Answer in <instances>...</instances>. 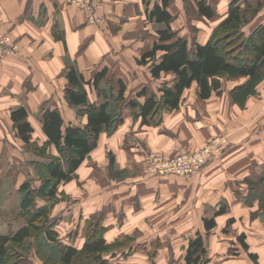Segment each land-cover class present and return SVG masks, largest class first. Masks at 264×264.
<instances>
[{
  "label": "crops",
  "instance_id": "0c3cea01",
  "mask_svg": "<svg viewBox=\"0 0 264 264\" xmlns=\"http://www.w3.org/2000/svg\"><path fill=\"white\" fill-rule=\"evenodd\" d=\"M180 1L172 0L169 8L173 15L170 25L176 33L173 40L186 34L195 35L198 30L207 33L209 26L218 25L228 16L229 5L235 0H212L214 5L219 7L221 14L212 18L203 17L207 20V27L196 24L199 21L195 20L194 16L186 14L184 4ZM245 2V0H237L241 6ZM103 3L104 8L99 13L101 21L95 22L89 20L82 8L65 0H0V32L16 40V49L0 59V176L6 170L16 173V179L20 182V191L24 184L21 179L25 180L31 173L36 175V172L31 171L35 165L33 163H31L32 169L19 166L21 161H26L22 152L27 151L29 144L18 135L12 112L22 106L26 108L28 121L33 127L32 140H37L39 144H43L48 138L42 123V111L45 107L60 110L66 125L85 124L87 117H78V108L69 104L65 94L68 85V67L71 65H74L88 80L93 79L98 72L106 70L100 88L107 87L111 83L117 91L123 82L126 85L127 101L122 108V121L116 133L109 137L106 130L101 132L98 146L78 167L76 176L59 184V192H64L63 185L66 187L77 176L86 175L90 170L88 167L96 168L95 163L108 164V155L111 152L114 154L117 168L126 174L125 178L137 177L136 170L142 168L143 157L138 154L133 142L127 141V136L132 137V133L142 139L147 147L151 145L176 152L183 140L195 147L224 133L226 122H229L230 109L226 107V102L232 110L236 104H233L230 98L227 99L225 94L213 93L210 98H200L197 82L184 90L180 108L166 114L161 125L144 122L140 110L139 118L134 120V111L127 102L134 97L140 102H145L148 97L141 94L145 87L156 85L161 88V83L169 79L165 75L174 77L173 72H163L160 77H154L151 71L153 61L144 64L138 61L146 49L160 41L159 30L166 26L165 23L150 19L148 15V10H151L156 3L161 4L162 0H103ZM185 16H188V22L185 21ZM257 17L261 22L264 21L262 12H258ZM207 34L209 36L204 41L201 39L196 41L201 44L206 43L211 37L210 33ZM193 41L194 39H190V44ZM169 81L172 83L173 79ZM87 89L90 100L103 99L92 86L88 85ZM233 121L240 130L244 129L243 120L239 121L233 117ZM236 139L233 141L235 142ZM29 151L30 155L38 156L31 149ZM49 151L51 154L58 152L54 145L49 146ZM261 154L264 155V138L256 139L250 135L245 141L235 144L232 150L214 163V166L221 165L218 173H208L209 170L206 172L205 170L210 168L208 167L202 173L188 178L189 185L186 191L182 189V183L187 182L186 178L172 176L136 185L135 189L138 193L126 191L123 199L118 195L119 190L116 191L118 188L114 186L113 192H116L108 200L111 204H108L110 206L108 217L104 221L115 229L112 227L104 237L110 242V240L115 241L120 234L122 227L119 224L122 223L119 222L118 215L122 213V206L129 217L134 212L132 208L139 206L142 213L148 214L142 221L143 227L152 228L154 232L149 243L165 245L170 241L178 244L179 248L182 245L187 246L188 241L198 232H202L207 240L206 256L211 260L210 264L264 263V217L261 215L264 210L259 205L260 199L256 200V198L253 203L246 204L242 196L248 194L249 188L243 186L240 189L238 185L233 187L231 185L254 174L253 164L260 165L264 162ZM133 156L140 160L141 165H137ZM228 163L229 166L225 167ZM235 167L236 169L232 171ZM169 182L172 187L171 193L165 190V183ZM197 182H201L198 183L199 187ZM69 186L65 191L66 196L71 195L70 197L80 201L77 199L79 196L82 197L80 193L76 189H69ZM70 192L71 194H67ZM64 198L61 196V203ZM164 201L165 205L162 206ZM181 205H187L188 216L181 214ZM85 206L82 204L80 208L72 206L67 209L78 214L83 213L80 216H84L89 212V208ZM104 206L98 204L90 211L100 212L106 207ZM223 206H225L224 212L216 215V226L208 231L204 218L208 214L214 216ZM161 211L168 214L180 212L176 218L167 221L162 219ZM83 218L85 219V216ZM1 225L12 226L6 221L0 223ZM170 227L176 231H172L168 236L153 230ZM125 228L129 227L125 225ZM16 231L8 230L0 234L6 235ZM242 236L243 239H240ZM62 237L61 234L60 238ZM241 244L247 247L245 246L244 249ZM69 245L75 247L73 243H68ZM160 256L158 253L157 264L165 261V258H162L163 262H161ZM134 259L126 260L125 263L133 264L136 262ZM170 259L171 253L168 252L165 264ZM30 260L32 261L31 258Z\"/></svg>",
  "mask_w": 264,
  "mask_h": 264
},
{
  "label": "trees",
  "instance_id": "16d2710c",
  "mask_svg": "<svg viewBox=\"0 0 264 264\" xmlns=\"http://www.w3.org/2000/svg\"><path fill=\"white\" fill-rule=\"evenodd\" d=\"M199 11L207 18L215 13L214 6L209 0H199ZM210 3V4H209ZM169 0L156 3L148 10L150 19L165 23L160 29V41L146 49L138 59L139 63H152V74L160 77L163 72H173L176 75L173 86L162 87L163 94L149 92L145 87L141 94L147 95L144 103L138 99L127 102L131 108L138 107L144 122H149V116L160 108L175 109L182 102V95L186 88L194 82L199 85V96L202 99L210 98L213 93L220 92L221 78L245 77V81L231 90L233 100L244 107L251 95L256 92L257 84L264 77V25L254 30L253 34H246L243 26L247 23V12L250 5L243 7L232 2L228 16L222 20L210 39L204 43L194 40L191 44L186 37H176L170 22L173 18L169 8ZM224 29V30H223ZM225 33L222 35V33ZM220 36V37H219ZM244 36V44L240 42ZM106 75V70L98 72L93 79L86 77L74 65L68 67V85L65 90L69 104L78 108V117H87L85 124L69 123L60 110L45 107L42 111V123L45 134L48 136L43 144L32 140L33 127L28 121V112L20 107L12 112L15 129L18 135L29 144L30 149L39 156L48 158L41 163L47 175L43 185L36 190L28 182L22 185L26 195L22 201V209L28 211V222L16 232L0 234V264H25L30 257H24L21 247L24 242L36 232L43 233L48 240L57 241L58 231L50 221L51 204L60 200L58 186L62 181L72 178L78 167L98 146L102 131L112 132L118 122L122 121V108L126 103V85L121 82L117 91L112 84L100 88V82ZM92 86L102 96L101 102L89 98L87 86ZM149 92V93H148ZM54 145L58 154L49 155V146ZM49 156V157H48ZM45 197L51 204L37 206L35 198ZM32 205L36 209L32 208ZM41 207V208H39ZM39 208V209H37ZM225 208L218 210L211 218L205 217V227L208 231L216 226V215ZM100 225V223H98ZM117 243H115L116 245ZM112 244L104 239L103 235L91 236L79 250L74 246H67L61 259L71 264L75 257H92L98 264H112L104 254L112 251ZM111 249V250H110ZM205 234L198 232L187 246V264H203L207 255ZM18 258H15V257Z\"/></svg>",
  "mask_w": 264,
  "mask_h": 264
},
{
  "label": "rangeland",
  "instance_id": "374dc122",
  "mask_svg": "<svg viewBox=\"0 0 264 264\" xmlns=\"http://www.w3.org/2000/svg\"><path fill=\"white\" fill-rule=\"evenodd\" d=\"M197 1L199 0H195V1L181 0L180 2L184 4V9L186 14L194 16V19L195 20L197 19V21H199V23L196 24L202 27L203 26L207 27L208 26V23L206 22L207 20H205L203 18L205 16L200 13L199 5H197L198 3ZM245 1L246 2L243 5V7H247V4L252 7H250L247 12V23L244 24L243 29L245 30L246 34H251V33L253 34L254 30L258 29L259 26L264 25V21L261 22L257 17L258 12H262L264 14V0H245ZM171 3L172 0H169L168 8H170ZM210 3L215 8V13H216L215 15L218 14L220 16L221 13L219 11V7H217V5H214L212 0ZM231 5L232 3L229 5V7ZM184 18L185 21L187 20L186 22H188V16H185ZM181 20H183V18ZM220 23H218V25L213 24V26H209L210 29L207 33H210L212 36L215 29L219 26ZM207 33L198 30V32H196L195 35L192 34L190 36L186 34L183 36L186 37L188 41H190V39H194V40L201 39L202 41H204L205 38L209 36V34ZM223 34L225 33L223 32L222 35ZM12 40L16 44V40H14V38ZM244 41L247 40H245V37L242 36L240 42H242L243 45H245ZM165 76L166 78L173 79V81L176 78L175 74L174 77L173 76L171 77V75H165ZM169 79L164 83H161V86L162 87L173 86L174 84L173 81L171 83ZM244 81L245 80L243 77L234 78V77L224 76L221 78L222 88L220 89V92L216 93V95L225 94V97L227 99L230 98L233 104H236L234 110H232L231 106H229V104L226 102V107L228 106V109L232 110V112H230L229 110V119H228L229 122H226V126L223 129L224 133H220L212 137L211 139H208L203 144L197 145L195 147L191 146L189 142H185L183 140L178 146L179 149L176 150V152H170L165 149L163 150L161 148L151 147V145L150 147H147L145 143L142 141V139H140L135 133H132L133 135L132 137H130V135L127 136V141H132L134 144L133 146L138 151V154L143 157L141 160V163H143L142 168L136 170L138 171L136 174L137 177L133 176L132 178H125L126 174H124L123 171H120L117 168L114 154L112 152L111 153L109 152L110 154L108 155L109 157L108 164L100 165L98 163H95L96 168L88 167V169L90 170L89 172L86 173V175L77 176V178H75L71 183H69V185L71 184L70 186L67 185L66 187H64L63 185L62 188L64 189V192H59L58 190V196L61 195L62 197H65L62 203L60 202V200H58L56 203L51 204V202L48 203L46 201L45 197L37 196L35 198V203H38L37 206H43L45 204L49 206L51 204L50 221L53 222L52 223L53 228L59 232L58 234L59 238L57 239V241L48 240L45 234L38 233L35 231V233L32 234L31 237L25 240L23 245L24 248L21 247L22 255L24 257L26 256L32 259V261L27 260L25 264H66L62 261L61 256L63 253L66 252L68 243H73L75 247L80 250L84 246L87 239H90L91 236L95 237L97 236V234H101L104 237L105 234H107L109 230L111 231L113 227V226L109 227V224L106 221H104V219L108 217V207L110 208L108 204L109 205L111 204L109 203L108 200H110L111 196L113 197L115 195L114 193L116 191L119 190L118 195L123 199L124 192L127 191V193L128 192L138 193L137 189H135V187H137L136 185H139L141 183L145 184L146 182L149 181L151 182L158 178H167L172 176V177L186 178L187 180L188 178L193 177L196 174L202 173L204 169L208 167L210 168L205 170L206 172L209 170L208 173L216 174L218 173L219 170L218 168H220L221 165L218 164L217 166H214V163L218 162L222 155L232 150L235 144L237 143L240 144L241 142L246 140L247 136L249 137L250 135L251 137L254 136L256 139L264 138V77L257 84L256 92L249 97L246 105L242 107L240 104L234 102L231 96V90ZM162 87L159 88L158 86L153 85L148 88H149V92L150 91L151 93L158 92L159 94L162 95L163 94ZM134 99H138V98L134 97ZM99 101L101 102L100 99L97 100V102ZM178 108H180V106ZM160 109L161 110H158L157 112H153L149 116L150 119L149 122H147L148 124L154 123L155 125H161L163 123L164 116L168 113H172V111L175 110V109H168L163 107H161ZM139 110L140 109L138 107L133 109L134 120L139 118ZM233 117L238 119L239 121L243 120V125H244L243 130H240L237 124H234ZM120 123L118 122L116 128L112 132H107L109 137L112 136L114 133H116V130L119 128ZM232 138L233 139L237 138V139L234 142ZM36 142L38 141L36 140ZM220 143L224 147L221 149H216V147ZM207 147H209L210 149L209 152L212 150L213 152L208 154ZM29 150H30V146L27 148V151L22 150L23 151L22 156L24 159H26V161L25 160L21 161V164H19V166H21V168L23 166H27L28 168L32 169V165L35 164L33 165V169L31 171L33 172V170H35L36 175H34V173L33 174L31 173V175L28 178H25V180L22 178L21 182L22 184L28 182L30 184V187L33 190H36L43 185L44 179L46 178L47 173L46 171H44L41 163H46V161H48V158H46L45 156H39V155L36 156L33 154L30 155ZM48 152L49 155H51L49 148H48ZM178 157L184 160L185 162H189L187 168L184 162H179L177 160ZM261 157H264V155L261 154ZM133 160L137 161V165L139 164L141 165L140 160L137 159L135 156H133ZM31 163L33 164L31 165ZM227 166H229V163L225 165V167ZM253 167L255 168L254 174L250 175L248 178L240 179L239 182L236 183L233 182L231 185L232 187L238 185V188L240 189H242L243 186H245V188H249L248 194L242 196L243 199L245 200V203L251 204L253 203L254 199L256 198H257L256 200L260 199L259 205L264 210V162L263 164L260 165L254 163ZM235 169L236 167L233 168L232 171H234ZM74 176H76V173L72 177ZM198 183L201 184V182H197V186L199 187ZM188 185H189V180H187V182L186 181L183 182L182 189L186 191L187 189L186 187ZM19 186H20V182L16 179V173H11L10 171L6 170L0 176V223L6 221L7 223L12 224V226H7V227L1 225L0 226L1 233L7 232L8 230L10 232L16 231L17 229L24 226L28 222L27 215L29 213L27 214L28 211L26 210L24 211L21 208L22 205L21 202L22 199L24 198L23 196H25L26 191L24 190L20 191ZM68 186L69 189H76L77 192L80 193L82 197L79 196V198H77L80 199V201L70 197L71 195L66 196L65 191L67 190ZM114 186L118 188L116 189L115 192H113ZM165 190L167 193L172 192V187L170 182L165 183ZM67 194H71V192ZM82 204L86 205L85 208L87 207L89 208V212H86V215H84L85 219L83 218L84 216H80L83 215V213L78 214L76 212H71L70 209H67V207H72V206L73 207L77 206L80 208ZM98 204L105 205L106 207L104 206L105 208L100 212L93 213L92 211H90L91 208L98 206ZM162 204H163L162 206H164L165 201L162 202ZM166 205L168 206L167 199H166ZM186 206L184 205L180 206V211L182 212L181 214L183 216L189 215L187 211L188 207ZM32 208L36 209V207H34L33 205ZM221 208L222 207H220L219 210ZM223 208H225V206H223ZM132 209L134 212L129 217L128 214L124 212V208L122 206L121 209L122 213L118 215L119 222L122 223L119 224L120 227H122L120 229L121 230L120 234H118L117 239L115 241L110 240V242H108L112 244L113 248L112 251L105 253L104 256L110 262H112V264H131V263H125L126 260H130L131 258H135L134 260H136V262H133V264H157L156 257L158 256L159 253L161 255L160 256L161 262H163L162 258H165V261L161 264H165V262H167L168 252H170L171 259L167 264H187L186 252L188 245L187 246L182 245L179 246L178 248L177 247L178 244L176 245L173 242L170 243V241H168L165 245H163L162 243L160 244L149 243L150 238H153L152 236H154V232L151 230L152 228L151 229L144 228L142 223V221L146 218L148 214L145 215L144 213H142L141 210H139L140 209L139 206L135 207L136 210L134 208ZM180 211H177L174 214L173 213L168 214V212L163 213L161 211L163 217L162 219L167 221L170 219L173 220L174 218H176V215ZM261 215L264 217V212ZM78 216L79 218H77ZM212 216L213 215L208 214L207 217L211 218ZM82 218L84 219V221H82ZM77 219L79 221H77ZM98 223H100V225ZM125 225L126 227L129 228H125ZM153 230L155 231L158 230V232H160L161 234L164 233L166 236L170 235L172 231H176L172 229V227L164 228V229L157 228ZM147 231H149V233H146ZM61 234L63 235L62 239L60 238ZM182 237H184V235H182ZM104 239L106 238L104 237ZM240 239H243V236ZM139 240H145V241L140 242ZM146 240H148V242H146ZM239 241L242 242V240ZM65 242L68 243L66 244ZM189 242L190 241H188V244ZM115 243L117 244L115 245ZM205 244L207 248L206 239H205ZM241 245L245 249L246 245L245 246L243 244ZM15 258L18 257L16 256ZM255 260H257L256 256H255ZM210 263L211 260L208 259L206 256V258L203 261V264H210ZM71 264H98V262L96 261L95 258L85 256L82 258L75 257Z\"/></svg>",
  "mask_w": 264,
  "mask_h": 264
},
{
  "label": "built area",
  "instance_id": "2783aa9c",
  "mask_svg": "<svg viewBox=\"0 0 264 264\" xmlns=\"http://www.w3.org/2000/svg\"><path fill=\"white\" fill-rule=\"evenodd\" d=\"M68 3L75 4L82 8L86 13L90 21L100 22L101 16L99 13L104 8L103 0H65ZM16 49V44L13 42L12 38L0 32V58L4 57L7 54H10ZM216 147V146H215ZM224 146L220 143L216 149H221ZM208 154L212 153L209 152V147H207ZM179 162H184L186 168L188 167L189 162H185L184 160L178 157L177 159Z\"/></svg>",
  "mask_w": 264,
  "mask_h": 264
}]
</instances>
